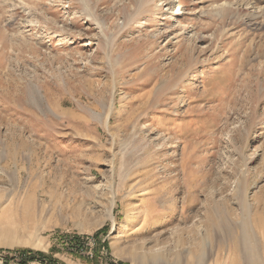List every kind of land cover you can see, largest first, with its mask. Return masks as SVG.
I'll return each mask as SVG.
<instances>
[{
  "label": "rangeland",
  "instance_id": "374dc122",
  "mask_svg": "<svg viewBox=\"0 0 264 264\" xmlns=\"http://www.w3.org/2000/svg\"><path fill=\"white\" fill-rule=\"evenodd\" d=\"M4 253L264 264V0H0Z\"/></svg>",
  "mask_w": 264,
  "mask_h": 264
},
{
  "label": "built area",
  "instance_id": "2783aa9c",
  "mask_svg": "<svg viewBox=\"0 0 264 264\" xmlns=\"http://www.w3.org/2000/svg\"><path fill=\"white\" fill-rule=\"evenodd\" d=\"M96 245V239L90 238L88 240H84L83 244L80 245V254L84 257L90 258L95 255V248ZM39 260V261H38ZM36 262L39 264H57V263H49L47 259H38ZM24 263L26 264H32L31 261L24 260V257L22 255H17L13 253H4V255L1 257L0 264H18V263ZM30 262V263H29Z\"/></svg>",
  "mask_w": 264,
  "mask_h": 264
},
{
  "label": "crops",
  "instance_id": "0c3cea01",
  "mask_svg": "<svg viewBox=\"0 0 264 264\" xmlns=\"http://www.w3.org/2000/svg\"><path fill=\"white\" fill-rule=\"evenodd\" d=\"M69 262H72V260L70 259ZM74 264H92V263L87 262V261L75 260ZM95 264H100V263L97 261Z\"/></svg>",
  "mask_w": 264,
  "mask_h": 264
},
{
  "label": "bare ground",
  "instance_id": "6f19581e",
  "mask_svg": "<svg viewBox=\"0 0 264 264\" xmlns=\"http://www.w3.org/2000/svg\"><path fill=\"white\" fill-rule=\"evenodd\" d=\"M178 10H179V11H178V12H179V13H178V16H180V15H184V14H185V11H184L183 9L180 8V9H178ZM39 245H40L39 243L35 244L36 247H38Z\"/></svg>",
  "mask_w": 264,
  "mask_h": 264
}]
</instances>
